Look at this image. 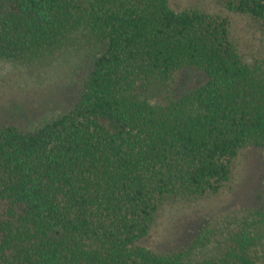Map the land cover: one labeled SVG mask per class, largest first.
Wrapping results in <instances>:
<instances>
[{
  "label": "trees",
  "instance_id": "trees-1",
  "mask_svg": "<svg viewBox=\"0 0 264 264\" xmlns=\"http://www.w3.org/2000/svg\"><path fill=\"white\" fill-rule=\"evenodd\" d=\"M217 1L264 29V0ZM92 44L73 107L0 124V264H260L264 210L250 207L217 244L210 223L184 250L139 242L168 200L217 193L244 148L264 147V59L243 56L229 15L171 0H0V59ZM195 72L203 84L151 96Z\"/></svg>",
  "mask_w": 264,
  "mask_h": 264
},
{
  "label": "rangeland",
  "instance_id": "rangeland-1",
  "mask_svg": "<svg viewBox=\"0 0 264 264\" xmlns=\"http://www.w3.org/2000/svg\"><path fill=\"white\" fill-rule=\"evenodd\" d=\"M171 5L177 10L196 6L229 15L233 36L243 56L252 62L264 59V29L252 17L230 12L217 0H171ZM83 38V34L77 35V41ZM76 46H66L31 64L18 59H0V124L32 130L73 107L81 78L101 49L96 44L80 49ZM205 80L201 72L181 75L171 86L151 96L154 100L167 101ZM248 207L264 210V147L244 148L234 159L231 179L217 193L168 200L149 235L139 243L158 252L184 250L195 243L210 223L214 228L212 240H215L211 244H217L237 229L236 215L240 217L241 210ZM262 239L257 248L260 264H264V228Z\"/></svg>",
  "mask_w": 264,
  "mask_h": 264
}]
</instances>
